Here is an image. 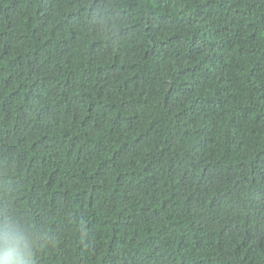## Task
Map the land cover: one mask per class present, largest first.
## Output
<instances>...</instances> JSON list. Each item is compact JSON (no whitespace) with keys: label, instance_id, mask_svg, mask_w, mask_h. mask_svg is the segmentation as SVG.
<instances>
[{"label":"trees","instance_id":"1","mask_svg":"<svg viewBox=\"0 0 264 264\" xmlns=\"http://www.w3.org/2000/svg\"><path fill=\"white\" fill-rule=\"evenodd\" d=\"M25 264H264V0H0V230Z\"/></svg>","mask_w":264,"mask_h":264},{"label":"clouds","instance_id":"2","mask_svg":"<svg viewBox=\"0 0 264 264\" xmlns=\"http://www.w3.org/2000/svg\"><path fill=\"white\" fill-rule=\"evenodd\" d=\"M30 255L26 236L13 229L0 230V264H25Z\"/></svg>","mask_w":264,"mask_h":264}]
</instances>
